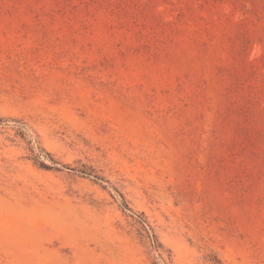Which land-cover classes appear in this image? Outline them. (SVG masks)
Segmentation results:
<instances>
[{
    "label": "rangeland",
    "instance_id": "1",
    "mask_svg": "<svg viewBox=\"0 0 264 264\" xmlns=\"http://www.w3.org/2000/svg\"><path fill=\"white\" fill-rule=\"evenodd\" d=\"M0 264H264V0H0Z\"/></svg>",
    "mask_w": 264,
    "mask_h": 264
}]
</instances>
